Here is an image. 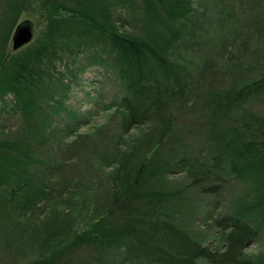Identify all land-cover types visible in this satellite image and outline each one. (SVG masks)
<instances>
[{"label": "trees", "instance_id": "obj_1", "mask_svg": "<svg viewBox=\"0 0 264 264\" xmlns=\"http://www.w3.org/2000/svg\"><path fill=\"white\" fill-rule=\"evenodd\" d=\"M250 1L253 28L262 36L264 12L255 10L258 6L264 8V0ZM192 3L39 0L36 8L31 0H0V115L15 113L23 126L9 133L0 132V244L17 249L25 243L37 253L31 264H59L62 255L77 248H115L123 250V260L142 259L149 264H264V251L257 257L245 251L264 223V116L250 106V100L264 99V37H258L253 44L255 60L248 65H254L253 78L245 73H241L244 80L232 77L210 98L217 100V113L227 118L228 113L232 114L231 119L224 120L231 124L222 125L209 136L218 146L216 150L182 151L176 159L158 160L165 145L173 149L168 145L173 142H162L174 125L168 120L158 140L137 142L129 148L114 143L116 160L103 157L95 164V173L104 183L99 185L100 192L91 187L90 183H94L89 179L87 188L81 184L86 188L82 198L71 190L76 191L79 181L61 185L55 180L61 163L54 161L53 154L44 160L38 155L39 148L48 142L49 134L45 132L51 133L55 118L62 112L69 119L80 117L69 99L78 71L87 66L95 65L115 79L117 92L102 108L123 114L120 134L164 116L177 103L189 99L193 79L187 68L188 57L182 54L183 60H179L174 53L180 45H188L196 33V22L188 21L192 13H197ZM34 9L46 22L39 32L41 37L34 36L21 47L23 50H7L20 14ZM120 11L131 13L137 26L123 30L126 17L122 18ZM233 15L224 14L220 25L232 22ZM245 40V45L236 51L229 49L227 55L222 54L223 60L237 59L226 65L233 69L232 74L242 66L240 58L246 55L249 44ZM226 47L223 44V50ZM65 56L70 62H65ZM261 57L263 60H259ZM58 61H63L64 74ZM65 75L68 79H64ZM102 89L101 86L95 92L101 95ZM82 90L81 99L99 103L90 89ZM208 118L214 117L209 114ZM69 126L70 133L76 124ZM112 163L114 169L109 170ZM182 169H187L190 180L181 187H171L175 180L169 175ZM244 179L250 180L247 188L253 194H248L234 210L219 212L209 224L218 234L222 249L210 247L205 235H196L174 219L185 210L189 192L218 195L227 184ZM66 206L69 210L65 212ZM77 208L82 222L62 228L59 218L74 216ZM41 212H45L43 216ZM34 215L36 221L30 230L27 221L26 227L17 224L16 216L30 220ZM24 231H29L27 238Z\"/></svg>", "mask_w": 264, "mask_h": 264}, {"label": "rangeland", "instance_id": "obj_2", "mask_svg": "<svg viewBox=\"0 0 264 264\" xmlns=\"http://www.w3.org/2000/svg\"><path fill=\"white\" fill-rule=\"evenodd\" d=\"M31 1L37 8L36 4L39 0ZM192 2V7L197 10V13H192L188 17V21L189 23L196 22V33L189 38L188 45H180L175 48L174 53L177 54L174 57L179 60H183L180 57L182 54H186L188 57L189 66L187 68L193 79L190 86L191 91L189 92V99L177 103L165 114L166 118L165 115H159L141 125L132 126L126 133L120 134V122H122L123 114L113 108H102L117 92L115 79L112 80L110 74L104 73L102 69H98L95 65L87 66L84 71H78L77 83L76 81L72 83L70 93L72 97L69 102H74L80 117L78 119H69V116L62 112L61 117L55 118L51 133L48 132L49 130L46 131L47 133L45 132L46 136L49 134L48 142H44L38 151V155L43 160L53 154L54 161L61 163L58 165L60 170L55 173L56 178L54 177L61 185L65 181L70 183L76 180L79 181V185L76 187L77 192L73 188L71 189L74 196L80 197L81 195L80 198H82V192L86 190V184L89 179H93L94 184L90 183L91 187L95 191L100 192L99 185L104 183L98 178L100 174L95 173V164L99 163L103 157L105 159L107 157L114 158V143L117 142L121 148H129L137 142L158 140L161 132L164 131V126L169 123L168 120H171L174 125L170 131L164 134L162 142H173L168 144L173 146V149L169 150L168 146L166 147L165 145V149L159 151L158 160L165 162L171 157L176 159L181 155L182 151H201L203 153L214 151L218 148L214 140L210 139L209 136L217 129L219 130L222 125L231 124V121L225 123L224 120L231 119L232 114L228 113L230 115L227 118L224 113H217L215 110L216 105H218L217 100L214 99L212 101L210 98L214 97L216 91L226 87L232 81V77L244 80L245 77L241 76V73H245L253 78L255 74V71L252 72L254 65H248L255 60L252 57L253 44L258 37H264V31H262L261 36L255 27L253 28L252 15L254 10L252 5H250L252 3L250 0H192ZM255 11L262 13L264 8L258 6ZM199 12H202V15ZM227 12L231 15L234 14V17L232 22L222 26L219 22L220 18L224 17ZM119 14L122 18L126 17L123 30L129 31L132 27L137 26V22L133 21L131 13L126 14L120 11ZM23 20H31L30 22H33L35 25L33 37L35 36L36 38L39 37V32L41 33L43 27L46 26L43 16L36 9L29 13H21L17 24ZM256 23L259 24V22ZM260 26L264 28V20H262ZM245 39L249 40V44L245 50L246 55L240 58L241 61L239 63L242 66L239 71H235L232 74L233 69L227 68L226 65L237 62V59H232L233 61L223 60L222 54L227 55L226 50L229 51V49H233V52L236 51L238 46L245 45L242 43ZM245 41L247 42V40ZM229 43H232L233 47L230 48L228 46ZM33 44H37L36 41ZM223 44L227 46L225 50L222 48ZM10 49H12L11 36L7 43V50ZM21 49L23 50L24 47ZM260 59L263 60V57ZM83 61L81 59V62ZM65 62H70V58L67 57L66 59L65 56ZM195 62H199V65L194 64ZM57 63L61 67L64 65L63 61H58ZM60 70L61 73H65L64 67ZM63 77L68 79V75ZM101 86L103 89L101 95H99L96 92ZM82 88L90 89V92L95 94V98L98 97L99 103L97 102L98 104H96L94 101L81 99L84 93ZM250 106L255 110L254 112L264 116V99L250 100ZM217 108L219 109V107ZM209 114H212L214 118L210 120L208 118ZM69 124L72 126L76 124L70 133L71 127ZM22 127L17 114L12 112L1 113L0 132L9 133L16 129L20 130ZM174 154L175 156H173ZM113 160L116 159L114 158ZM113 166L114 163L110 164L108 169L113 170ZM92 167L94 170H91ZM102 167L103 165H100V168ZM186 171L187 169H182L180 173L169 175L175 180L174 183H171V187H181L190 180V175ZM177 179L178 181H176ZM249 183V179L232 181L218 195H203L193 190L189 192L185 210L180 212L181 216H178L179 218L174 217V219L179 220L182 226L190 229L196 235H205V241L210 247L222 249L223 246L220 244L218 234H214V230L210 228L209 224L219 212L234 210L241 205L244 198L247 199L248 194H253L248 189ZM81 184L86 185V188ZM90 191L88 190V194ZM45 200L47 203V199ZM92 204L94 205V203ZM68 210L67 206L64 207L65 212ZM44 213L41 212L40 216H43ZM77 214H82L81 211H78V208L74 210L72 214L74 216L66 219L60 217L62 228H69L75 224L79 225L82 222V215L77 216ZM22 218L16 216V220H19L17 224L21 227H26L29 224L30 230L34 226L36 215L30 220H26L27 217ZM259 221L262 222L261 217ZM260 226V233L257 238L250 241L245 248V251L253 255V257H257L259 253L264 251V223ZM26 234H29V231L25 232L24 238H27ZM61 257L63 258L58 262L59 264H149L142 259L135 260L136 262L127 259L123 260V257H125L123 250L117 251L115 248L95 249V251L78 250L77 248ZM36 258L37 253H35V250L25 246V243H22L17 249L13 247L7 248L5 245L0 244V264H31Z\"/></svg>", "mask_w": 264, "mask_h": 264}, {"label": "water", "instance_id": "obj_3", "mask_svg": "<svg viewBox=\"0 0 264 264\" xmlns=\"http://www.w3.org/2000/svg\"><path fill=\"white\" fill-rule=\"evenodd\" d=\"M33 23L29 20L19 22L11 35L12 49L17 50L32 40L34 35Z\"/></svg>", "mask_w": 264, "mask_h": 264}]
</instances>
